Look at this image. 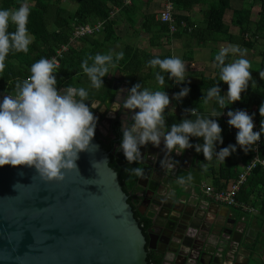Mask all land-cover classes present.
<instances>
[{"label":"trees","instance_id":"obj_1","mask_svg":"<svg viewBox=\"0 0 264 264\" xmlns=\"http://www.w3.org/2000/svg\"><path fill=\"white\" fill-rule=\"evenodd\" d=\"M64 1V0H63ZM74 5V9L65 7L62 0H27L31 6L28 24V32L34 36V40L29 45V51L15 52L10 51L5 59V69L0 73V96L14 94L16 81L23 80L30 73L31 65L41 58H49L55 55L56 50L69 42L75 26L101 23L100 29L94 31L92 35H86L78 39L73 44H68L67 50L59 58V69L54 75L57 79V89L66 86L83 87L89 92V98L103 103L106 95L111 88L112 80L116 75L125 76L131 87L136 83L145 85L153 91H166L170 97V104L175 107L174 112L165 109V123H179L180 119L187 115L184 110L196 108L200 116L208 117L213 110L221 113L236 109L249 110V115H253L257 129H260L261 120L259 106L264 102V77L259 75L264 73V0H170L173 10L172 18L174 29H170L171 22L160 19V10L165 6L164 0H66ZM24 0H0V9H15ZM204 6L199 20L192 19V13L198 6ZM231 10L229 23L224 20L225 13ZM116 13L114 18L112 14ZM254 14L256 17L254 18ZM121 21H126L128 27L132 29V35L148 36L149 46L162 47L171 44V41L180 39L182 46L186 49L182 61L185 63L192 59L190 55L193 50L209 47L212 51L211 62L213 69L211 75H205L206 67L195 66L190 70L187 67V74L195 72L200 78L198 83L182 82L175 83L174 79L165 76V86H161L155 79V73L159 68H152L148 61L159 57L161 59L170 57L168 50L160 54H152L140 46H132L131 43L122 39L116 33L115 26ZM230 25L234 31H230ZM15 26L10 25L8 31H14ZM218 42H227L238 45L242 49L253 51L259 44L257 50V63L249 60L251 64V75L255 81L254 86L251 82L245 92L241 93V100L227 105L221 109L215 100L212 101L210 110L204 107L203 94L217 84L221 89V94L226 95L228 85L219 81V69L215 67V56ZM115 53L123 52L124 56L117 62L115 69H110L111 73L103 77V85L96 89L91 85L88 76L81 68V62L89 55L97 53L107 54L110 51ZM113 52V54H115ZM233 54H229L226 63H231ZM91 64V61H89ZM113 78V79H112ZM151 84L152 86L148 87ZM187 86L190 91L181 101L171 99L173 94L179 92L182 87ZM201 99V100H200ZM195 119V116H191ZM216 119L222 128L221 136L223 143L216 144V150L226 147L229 144H236L235 135L238 131L227 124L228 117L221 114ZM112 135L102 137L95 130V138L109 154V166L115 170L122 190L127 195V202L133 209V214L138 220L140 228L147 237V230L152 223V214H144L137 208L139 201L145 194V189L138 184V175L131 172L134 167L141 168L142 163L129 162L125 159L123 150L120 148L122 140V127L118 118L112 121L110 126ZM190 142L203 143L202 138L190 137ZM258 144L253 145L252 149L245 152L238 145L236 151L225 158L222 162L215 156L211 161L204 159L202 152L194 149V160L199 164V170L204 177L210 178V184H199L204 192V186H211L214 190L227 188L228 184L236 180L245 167L251 164L257 157L264 160V133L261 134ZM125 169H128L127 171ZM141 194V195H140ZM235 199L237 205H229L234 211V218L239 219L241 215L254 214L253 217L259 221V227H263L260 235L264 236V166L259 161L255 162L250 168L245 180L240 184L236 191ZM244 207L248 208L244 210ZM253 209V210H250ZM260 238V236H259ZM254 245L259 239L255 240ZM264 250V241L262 243ZM148 264H161L162 255L150 249L146 244ZM253 258H255L253 256ZM261 257H258L260 259Z\"/></svg>","mask_w":264,"mask_h":264},{"label":"water","instance_id":"obj_2","mask_svg":"<svg viewBox=\"0 0 264 264\" xmlns=\"http://www.w3.org/2000/svg\"><path fill=\"white\" fill-rule=\"evenodd\" d=\"M119 88L113 83L101 106L112 105ZM92 101H84L91 111ZM91 144L61 181L43 180L34 167L0 166V264H148L146 244L160 252L161 264H230L225 252L242 233L228 206L221 213L197 199L196 160L173 152L177 163L168 169L163 142L141 146L138 184L152 204L147 240L108 152L95 136Z\"/></svg>","mask_w":264,"mask_h":264},{"label":"clouds","instance_id":"obj_3","mask_svg":"<svg viewBox=\"0 0 264 264\" xmlns=\"http://www.w3.org/2000/svg\"><path fill=\"white\" fill-rule=\"evenodd\" d=\"M30 11L31 6L27 0L18 8L0 9V73L5 69V59L10 51H29V45L34 40L26 27ZM10 25L15 26L14 31H8ZM229 54L238 55V58L226 63ZM123 56L122 51L89 55L81 62V68L91 85L100 89L104 87L102 78L112 72L110 69L116 68ZM245 56L246 50L239 46L229 45L220 49L215 56V67L219 69V81L226 83L228 89L226 95H222L220 87L215 84L202 95L204 104L215 100L224 109L241 100V93L247 90L250 82L254 86L251 64ZM148 65L159 68L155 79L161 86L166 83L161 73H167L168 78L174 79L177 84L184 82L187 77L185 63L175 55L163 59L155 57L148 61ZM58 69L55 58L39 59L31 65V74L27 78L16 81L14 94L5 95L0 102V166L34 167L45 181H61L65 171L78 170L76 161L79 153L88 151L92 145L98 118L89 105L84 103L89 98L85 88L66 86L57 89L54 73ZM259 75L264 77V73ZM189 91L187 86L182 87L171 99L179 102ZM116 104L133 113L130 122L123 128L120 144L129 164L143 158L141 146L151 144L160 147L161 142L164 156L168 157V169L174 168L177 163L171 159L170 154L175 152L180 155L188 148L202 152L207 161L215 156L224 162L226 157L236 151L237 145L247 152L264 133V119L261 120L259 131H254L253 115L243 109H230L227 112V124L238 130L235 135L236 144H229L217 151L216 144L223 143L222 128L216 119L210 117H219L221 111L213 110L210 116L203 117L197 113L196 108H188L184 110L187 115L179 123L169 126L165 123V109L170 105L168 93L164 90H150L142 87L141 83L127 89L122 104ZM91 108L100 107L92 101ZM259 113L264 117V102L259 106ZM191 116L196 118L193 120ZM190 137L202 138L203 143L193 145ZM161 164H164L163 159ZM131 172L138 176L143 174L139 167L132 168Z\"/></svg>","mask_w":264,"mask_h":264},{"label":"crops","instance_id":"obj_4","mask_svg":"<svg viewBox=\"0 0 264 264\" xmlns=\"http://www.w3.org/2000/svg\"><path fill=\"white\" fill-rule=\"evenodd\" d=\"M204 9V6L202 5H198L193 13H192V19L193 20H199L201 18V14H202V10ZM123 40L131 43L132 46H140L141 48H144L145 50H147L148 52H151L152 54H160L161 53V48L156 47V46H149L147 43L148 40V36L146 35H132V31L128 32L126 36H124V38H122ZM174 43L177 45L178 44L180 46H182L181 44V40L180 39H173ZM220 45H217V50H220L222 48V45L224 44H230L227 42H219ZM234 45V44H231ZM197 50V54L196 57L187 62H185V65L192 70V68H195V66H199V67H206L205 70V75H211L212 72L214 71L211 62V48L209 47H204V48H195ZM113 52L115 53V50H113ZM179 52H183L181 49L176 48V46H172V51H171V55H175V56H180L182 57L181 59H183V53L181 55V53ZM187 63V64H186ZM189 65V66H188ZM213 70V71H212ZM212 71V72H211ZM117 77H115L112 80V84L119 82L120 84V88L118 90V94H119V99L123 98V95H126V90L131 88V85L129 84L127 79H124L125 76H121V75H116ZM186 79L184 82H188V83H198L200 81V78L195 75V72L191 75L187 74L186 72ZM126 80V81H124ZM112 87V85H111ZM125 90V91H121V90ZM115 99H117V94ZM213 101V100H212ZM212 101H210L208 104H204V107L208 110H210L212 108ZM100 108H92L93 110L95 109V115L96 116H100L102 117L104 120L103 121H109L113 118H118L121 122L122 128L125 127V119H126V115L125 113H118V110L113 111L114 109H116L118 107V105L116 103H113L112 105H110L109 107H105L104 105L101 106V104L99 103V101H95ZM168 111L170 112H174L175 111V107L172 106L171 104L169 105L168 108H166ZM97 111H99V113H97ZM125 111V110H124ZM183 152L186 153V155L188 157L192 158V164L195 160H194V149L193 148H188L186 150H184ZM199 175H200V182L201 184H210V178L205 177L204 175H202V173L199 170ZM204 181V182H203ZM202 185L201 187H197V190L195 189V191H197L198 195L197 199L205 205H210L211 209H216L220 210L221 213H224V207L226 205L223 204H218L214 201H212L209 197H207L204 193H203V189H202ZM141 195V194H140ZM172 196V195H171ZM143 202L141 203V201H139V205H146L149 210H151L152 204L149 202L150 197L149 195L145 192L144 194V198ZM142 211H143V206H142ZM150 214H152L151 212H149ZM254 214H249V215H241L239 217V219H236L237 221V225L236 227L239 228V230H241L242 233V237L241 240L239 242L238 245H236L234 247V250H228L226 251V256L224 257L223 260L225 261H230V264H254L255 262H260V264H264L263 262V255L261 254V250H262V243L264 241V236L263 234L260 235V231H262L263 227H259V221L257 218L253 217ZM228 216H230V220L232 219V217L234 218L235 214L234 211L232 210V208H229L228 211ZM227 216V217H228ZM229 225V224H227ZM216 232H218L216 230ZM260 236V238H259ZM259 241L257 242V244L254 245V242H256L255 240ZM264 251V250H263ZM252 256H254L255 258H253ZM258 257H261L260 259H258ZM223 264V262H222Z\"/></svg>","mask_w":264,"mask_h":264},{"label":"built area","instance_id":"obj_5","mask_svg":"<svg viewBox=\"0 0 264 264\" xmlns=\"http://www.w3.org/2000/svg\"><path fill=\"white\" fill-rule=\"evenodd\" d=\"M164 1H165V6L160 10V19L163 21L171 22L170 29L173 30L174 29V25L172 23L173 22V18H172L173 7H172L170 0H164ZM100 26H101L100 22H97L94 25L83 24V25L75 26L71 36L69 37V42L67 44L61 45L56 50L55 55L49 57L48 59L55 58L59 64V58H61L63 56V53L67 50L68 44H73V43L75 44V42L81 37L86 36V35H92L94 31H98L100 29ZM4 96L5 95L0 96V97H4ZM246 111L249 114V110H246ZM222 114L224 116H227V112H223ZM254 127L257 129L256 123H254ZM257 161H259L264 166V160H259V158L256 157L251 164L245 167V170L240 173L239 177L236 180H233L228 184L227 188L214 190L212 189L211 186L205 185L204 186L205 195L209 197L212 201L218 204H223L226 206H229V205L236 206L237 205V201L235 199L236 191L239 188L240 184L245 180L246 175L249 172L250 168L253 167L255 162ZM247 209L248 208L244 207V210H247ZM250 210H253V209H250Z\"/></svg>","mask_w":264,"mask_h":264},{"label":"rangeland","instance_id":"obj_6","mask_svg":"<svg viewBox=\"0 0 264 264\" xmlns=\"http://www.w3.org/2000/svg\"><path fill=\"white\" fill-rule=\"evenodd\" d=\"M62 4L65 6V7H67V8H70V9H74V5L73 4H71V3H69L68 1H66V0H62ZM115 16H117V14L116 13H114V14H112V17L114 18ZM256 17V15L254 14V18ZM230 18H231V10H228L226 13H225V15H224V20H225V22L226 23H229V21H230ZM115 29H116V33L119 35V36H121L122 38H124V36H126L127 35V33L128 32H130V31H132V29H130L129 27H128V23L126 22V21H121L120 23H118L116 26H115ZM230 31L231 32H233L234 31V27L232 26V25H230ZM217 45H220V43L218 42L217 43ZM229 45H231V44H224V45H222V48L223 47H227V46H229ZM172 46L174 47V46H176V48H179V49H181L183 52V54L185 53V48L183 47V46H180L179 44H178V47H177V45L174 43V41L172 40L171 41V44H167V45H165V46H162L161 47V50L164 52H166L167 50L169 51V52H171L172 51ZM235 46H238V45H235ZM259 44H258V46H257V48L256 49H254L253 51H251V50H249V49H244V50H246V56H245V58L246 59H248V60H253V61H255L256 63H257V61H258V57H257V50H259ZM179 53H181V52H179ZM182 53H181V55H182ZM196 54H197V50L196 49H194L193 50V52H191L190 53V55L192 56V58L194 59L195 57H196ZM210 54H211V56H212V51L210 52ZM178 57H180V56H178ZM180 58H182V57H180ZM238 58V55H233V60L234 59H237ZM232 60V61H233ZM211 64H212V66H213V62H210ZM187 64V63H186ZM189 66V65H188ZM187 67V66H186ZM213 71V70H212ZM211 71V72H212ZM150 86H152L151 84H149L148 85V87H150ZM142 87H145V85H142ZM233 155V154H232ZM205 178V177H204ZM204 182V181H203ZM261 252V254L263 255V257H262V259H263V262H264V251L263 250H261L260 251Z\"/></svg>","mask_w":264,"mask_h":264},{"label":"flooded vegetation","instance_id":"obj_7","mask_svg":"<svg viewBox=\"0 0 264 264\" xmlns=\"http://www.w3.org/2000/svg\"><path fill=\"white\" fill-rule=\"evenodd\" d=\"M112 85V84H111ZM117 94H118V91L116 92ZM125 95H123V97H124ZM116 97V96H115ZM123 98H120L119 99V101L117 100V99H115V100H113V102L111 103V104H113V103H116V102H119L120 103V100H122ZM94 101H96V100H94ZM105 101V100H104ZM100 103V102H99ZM101 104V103H100ZM119 107V110H118V113H125V115H127V112H126V110L125 109H123V107L122 106H118ZM125 110V111H124ZM93 113L95 112V109L92 111ZM130 113L131 114H133L131 111H130ZM95 115V114H94ZM115 118H113V119H111V120H109V121H103L104 119L102 118V117H100L99 119H98V121H97V124H96V128H95V130L102 136V137H106V136H110V135H112V133H111V130H110V126L112 125V121L114 120ZM125 121H127L128 122V120H127V117H126V119H125ZM129 123V122H128ZM121 127H122V125H121ZM122 130H123V128H122ZM144 198V197H143ZM143 202V199H142V201H141V203ZM140 206V205H139ZM147 206L146 205H144L143 204V213L144 214H148L149 212H150V210L148 209V208H146ZM152 222H153V220H152ZM151 225H152V223H151ZM150 225V226H151ZM149 229V228H148ZM147 234H148V230H147ZM147 237H148V235H147ZM147 240H149V237H148V239ZM151 249V248H150ZM153 250H155V251H157L158 253H160L157 249H153ZM253 257V256H252ZM252 264V263H251ZM254 264H260V262H255Z\"/></svg>","mask_w":264,"mask_h":264}]
</instances>
